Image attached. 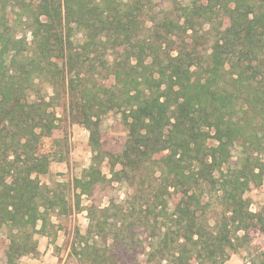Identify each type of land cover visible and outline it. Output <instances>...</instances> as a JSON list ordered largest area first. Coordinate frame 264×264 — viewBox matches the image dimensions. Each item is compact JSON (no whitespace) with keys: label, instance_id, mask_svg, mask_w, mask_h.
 Instances as JSON below:
<instances>
[{"label":"trees","instance_id":"obj_1","mask_svg":"<svg viewBox=\"0 0 264 264\" xmlns=\"http://www.w3.org/2000/svg\"><path fill=\"white\" fill-rule=\"evenodd\" d=\"M144 8V0H0L4 264L35 254L34 234H44L50 211L63 206L39 179L49 171L42 139L55 127L62 92L90 130L94 160L91 117L122 112L127 141L110 156L120 163L112 175L137 182L124 201L128 214L120 217L122 208L111 217L120 226L109 238L110 207L87 208V228L71 248L81 262L109 264L98 239L133 246L138 235L121 228L128 216L144 230L147 259L162 264H222L237 249L238 232L262 221L243 193L255 169L264 171V0H190L176 16L150 18L149 34L140 37ZM108 50L123 51L111 63L112 85H89L85 68ZM235 146L241 154L232 163ZM96 172L90 165L75 187L89 191ZM208 193L221 206L213 224L202 200Z\"/></svg>","mask_w":264,"mask_h":264},{"label":"rangeland","instance_id":"obj_2","mask_svg":"<svg viewBox=\"0 0 264 264\" xmlns=\"http://www.w3.org/2000/svg\"><path fill=\"white\" fill-rule=\"evenodd\" d=\"M145 8L139 20L140 37L149 34L151 25L149 19L161 17L168 13L176 16L180 11L179 7L187 4L190 0H144ZM10 18H15L14 12L10 13ZM24 33L19 29V34ZM27 38H30L29 32ZM81 41V35L77 36ZM197 45L202 51L207 44L199 40ZM123 51H112L98 53L92 59V65L85 68V81L89 83L104 84L111 86L113 78L111 74V63L114 57L119 58ZM49 92L51 91L48 90ZM41 93V92H39ZM47 98V97H46ZM53 110L57 119L55 127L50 136L42 139L41 150L47 153L51 162L49 171L39 176L41 183L63 197V206H57L50 211L52 225L47 226L44 234H34L37 240V252L21 256L15 264H87L81 262L71 253L72 244L76 234H84L87 225V208L110 207L107 215L110 217L106 227L107 238L117 232L120 225L114 226L111 217L115 212L122 210L120 217L128 214L125 198H130L135 193V180L131 184L123 177L116 178L112 175L114 169L120 167V163L112 165L110 156L124 150L127 141V125L125 117L121 111L116 109L107 110L100 114L99 118L92 116L96 122L97 161L94 160L95 151L90 145V130L85 126L83 119L73 110L69 111V100L66 93H60L56 99ZM92 142V141H91ZM95 154V155H94ZM231 161L236 162L241 154V147L235 146L232 149ZM103 156V158L101 156ZM264 163V162H263ZM93 165L99 179L90 187L87 192H82L75 187V179L83 178L85 171ZM247 179V187L243 197L248 202L251 212L260 213L262 221L254 219L253 224L246 231H239L241 237L235 251L230 252L228 258L222 264H264V171ZM153 176V174H152ZM86 178H88L85 175ZM203 203H207L205 216L209 224L220 216L221 206L215 198L214 193L205 194L202 197ZM65 204V205H64ZM66 206V211L63 209ZM132 218L128 216L121 228L127 230V226L133 228L138 235L133 246L121 245L112 239H98L97 247L106 248V256L113 264H162L161 262L147 259V241L144 230L136 224L132 225ZM9 230L6 227L0 228V264L6 260V249L9 243ZM109 262V264H110ZM194 264H197L196 262ZM210 264V263H207Z\"/></svg>","mask_w":264,"mask_h":264}]
</instances>
